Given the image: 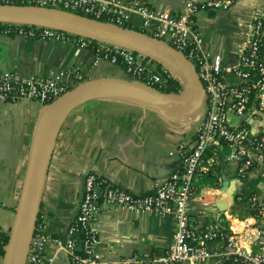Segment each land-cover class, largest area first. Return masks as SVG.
Returning <instances> with one entry per match:
<instances>
[{
    "label": "crops",
    "instance_id": "crops-1",
    "mask_svg": "<svg viewBox=\"0 0 264 264\" xmlns=\"http://www.w3.org/2000/svg\"><path fill=\"white\" fill-rule=\"evenodd\" d=\"M119 1L127 4L130 0ZM139 1L172 12L181 10L184 4V0ZM255 8L264 10V0H235L228 8L198 11L195 24L202 33L204 48L226 62H235L237 45L248 36L246 22ZM125 25L144 32L141 17L135 11ZM205 25L218 26L221 34L224 32L223 38L217 42L213 34L206 36ZM2 70L24 76L63 70L72 82L102 76L128 77L121 64L97 56L75 41L7 35H0ZM77 73L82 76L79 80L75 79ZM42 106L29 98L0 100V229L8 235L16 220L30 142ZM203 112L201 105L183 114H168L142 100L116 93L93 95L74 105L61 120L52 142L38 214V221L46 225L52 240L47 242L43 257L36 264H69L68 254L53 239L69 237L68 227L78 210L86 174L104 178L133 195L148 193L155 181L165 180L180 167V151L191 146L194 128ZM217 152L218 160L213 164L216 173L201 181H213L212 186L217 187L226 182L225 191L232 183L234 196L264 188L257 168L240 176L237 162L226 159L222 145ZM225 197L221 190L208 194V201H223L225 207L206 212L198 202H192L190 225L200 230L220 210L227 213L226 223L232 227L250 223L251 215L238 217L239 204ZM243 217L247 220L243 221ZM95 225L100 239L98 264H124L122 259L133 254L140 264H145L151 256L168 248L175 229L171 212L135 211L118 204L102 205ZM220 246L218 240L208 242L210 256L199 264H217L215 252ZM4 261L5 258L2 264Z\"/></svg>",
    "mask_w": 264,
    "mask_h": 264
},
{
    "label": "built area",
    "instance_id": "built-area-1",
    "mask_svg": "<svg viewBox=\"0 0 264 264\" xmlns=\"http://www.w3.org/2000/svg\"><path fill=\"white\" fill-rule=\"evenodd\" d=\"M234 1L184 0L182 9L172 12L153 8L139 0H130L127 4L119 0H0L65 9L123 26L130 13L135 11L141 17L143 33L181 52L194 65L204 89L201 103L203 116L194 128L191 146L180 151V167L165 180L155 181L148 193L133 195L95 174L85 175L78 210L68 227L69 237L66 240L53 239L68 254L69 264H98L100 239L95 217L102 205L115 204L135 211L171 212L175 223L171 243L165 251L151 256L145 264H199L210 256L207 243L214 240L221 242L215 252L217 264H264V188L248 198L245 205L253 215L244 228H237L240 224L228 225L224 210L208 218L200 230L190 225L192 202H198L204 211H208L218 209V201H208V194L221 190L226 194L224 199H229L222 185L200 183L209 174L216 173L213 164L218 160L220 145L228 146L225 157L237 162L240 176L257 168L264 182V10L255 8L252 11L246 22L248 36L237 45L238 56L233 63L204 48L202 33L195 24L198 11L228 8ZM153 22L156 25H151ZM0 35L72 40L87 47L91 41L90 38L54 27L2 21ZM98 42L100 53L94 52L97 56L121 64L129 76L142 83L158 89L165 86V77L157 64L151 61L152 57L145 58L147 55L123 45ZM81 77L77 73L75 79ZM74 85L63 70L34 76L2 70L0 100L29 98L44 105ZM218 181L217 184H220L221 178L218 177ZM231 196V202L235 200L238 204L242 201V196ZM50 240L46 225L37 221L27 261L38 263ZM7 248L8 243L1 245L0 264L6 257ZM80 249L82 254H79ZM121 262L140 264L136 254Z\"/></svg>",
    "mask_w": 264,
    "mask_h": 264
},
{
    "label": "water",
    "instance_id": "water-1",
    "mask_svg": "<svg viewBox=\"0 0 264 264\" xmlns=\"http://www.w3.org/2000/svg\"><path fill=\"white\" fill-rule=\"evenodd\" d=\"M0 21L44 25L97 41L123 45L175 68L183 84L181 91H164L137 80L102 76L72 86L56 99L44 104L38 114L26 162L14 226L9 235L3 264H26L40 208L51 147L58 126L66 113L86 98L101 93H116L144 101L168 114H183L201 106L203 86L194 65L166 42L136 30L96 19L78 12L33 4L0 2ZM167 66V65H166ZM224 182L221 186L223 189ZM232 183L226 188L232 201ZM223 209L224 202H217Z\"/></svg>",
    "mask_w": 264,
    "mask_h": 264
},
{
    "label": "trees",
    "instance_id": "trees-1",
    "mask_svg": "<svg viewBox=\"0 0 264 264\" xmlns=\"http://www.w3.org/2000/svg\"><path fill=\"white\" fill-rule=\"evenodd\" d=\"M126 26V25H125ZM136 29V28H135ZM140 30V29H138ZM99 44V42L97 40L91 39L90 43H89V48L95 52V53H100L99 48L97 47ZM262 48L264 50V37H263V42H262ZM145 55V54H144ZM145 58H149L148 56H145ZM152 62H155L157 64V66L159 67V69L162 71L163 76L165 77V86H163L161 89L164 91H174V92H178L183 88V84L181 83V81L173 76L169 70L167 68H165L162 63L158 60H155L154 58L151 59ZM255 193L250 192L249 194L242 196V201L239 202V208L237 211L238 217H242L243 215H253V212L251 210L248 209V207L246 208V203L248 201V198ZM9 241V235L5 232H3L0 229V253L2 252L1 250V245L8 243ZM83 251L80 249L79 254H82Z\"/></svg>",
    "mask_w": 264,
    "mask_h": 264
},
{
    "label": "rangeland",
    "instance_id": "rangeland-1",
    "mask_svg": "<svg viewBox=\"0 0 264 264\" xmlns=\"http://www.w3.org/2000/svg\"><path fill=\"white\" fill-rule=\"evenodd\" d=\"M204 29H205V32H206V36H209V34H213L214 35V39L217 41V42H219V40L220 39H222L223 37H222V35H224L223 33L221 34V30L218 28V26H216V25H211V27H209L208 25H205L204 26ZM211 29L212 30H214V31H211ZM141 32H143V31H141ZM163 66L165 67V68H167L166 67V65H164L163 64ZM168 69V68H167ZM169 70V72L173 75V76H175V77H177L178 79H181V77L178 75V74H175L174 72H172L170 69H168ZM127 79H129V80H136L135 78H133V77H131V76H129L128 75V77H127ZM138 81V80H137ZM75 84H77L78 83V81H76V82H74ZM182 90V89H181ZM180 90V91H181ZM222 146H223V148H224V151L225 152H228L229 151V148H228V146L227 145H225V144H222ZM200 183H203V184H206V185H214V182L213 181H209V180H204V181H201ZM248 190L247 191H245V192H243L244 194H248Z\"/></svg>",
    "mask_w": 264,
    "mask_h": 264
},
{
    "label": "bare ground",
    "instance_id": "bare-ground-1",
    "mask_svg": "<svg viewBox=\"0 0 264 264\" xmlns=\"http://www.w3.org/2000/svg\"><path fill=\"white\" fill-rule=\"evenodd\" d=\"M166 67L168 68V69H170L172 72H174L175 74H178L179 75V73H178V71L175 69V68H173L172 66H170V65H168L167 63H166Z\"/></svg>",
    "mask_w": 264,
    "mask_h": 264
}]
</instances>
